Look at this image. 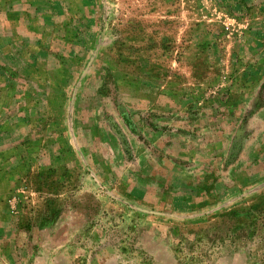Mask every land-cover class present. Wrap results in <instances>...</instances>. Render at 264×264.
<instances>
[{
  "label": "rangeland",
  "instance_id": "rangeland-1",
  "mask_svg": "<svg viewBox=\"0 0 264 264\" xmlns=\"http://www.w3.org/2000/svg\"><path fill=\"white\" fill-rule=\"evenodd\" d=\"M0 264H264V0H0Z\"/></svg>",
  "mask_w": 264,
  "mask_h": 264
}]
</instances>
